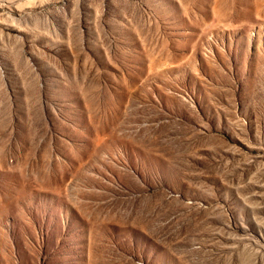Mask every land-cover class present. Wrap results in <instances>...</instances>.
<instances>
[{
    "label": "rangeland",
    "instance_id": "rangeland-1",
    "mask_svg": "<svg viewBox=\"0 0 264 264\" xmlns=\"http://www.w3.org/2000/svg\"><path fill=\"white\" fill-rule=\"evenodd\" d=\"M0 264H264V0H0Z\"/></svg>",
    "mask_w": 264,
    "mask_h": 264
}]
</instances>
